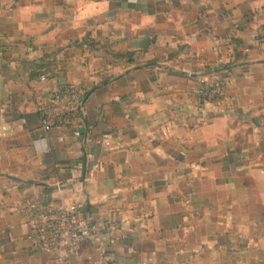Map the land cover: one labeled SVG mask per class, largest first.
Returning <instances> with one entry per match:
<instances>
[{
	"label": "crops",
	"instance_id": "0c3cea01",
	"mask_svg": "<svg viewBox=\"0 0 264 264\" xmlns=\"http://www.w3.org/2000/svg\"><path fill=\"white\" fill-rule=\"evenodd\" d=\"M263 26L264 0H0V264H264ZM62 82L80 137L41 131ZM25 201L118 231L38 250Z\"/></svg>",
	"mask_w": 264,
	"mask_h": 264
},
{
	"label": "built area",
	"instance_id": "2783aa9c",
	"mask_svg": "<svg viewBox=\"0 0 264 264\" xmlns=\"http://www.w3.org/2000/svg\"><path fill=\"white\" fill-rule=\"evenodd\" d=\"M258 38L264 41V26ZM40 80L45 81L42 76ZM225 78L210 75L201 80L196 95L200 103L222 104L225 97ZM87 90L62 82L48 95L38 100L36 112L43 134L57 129H71L80 137L78 122L84 113ZM18 211L30 226L28 239L34 248L55 255L74 253L96 236L118 231L111 221H90L83 216V208L76 202L53 204L51 202H22Z\"/></svg>",
	"mask_w": 264,
	"mask_h": 264
}]
</instances>
